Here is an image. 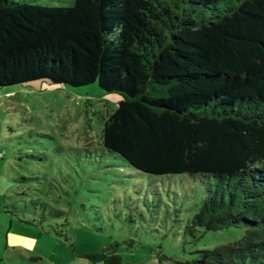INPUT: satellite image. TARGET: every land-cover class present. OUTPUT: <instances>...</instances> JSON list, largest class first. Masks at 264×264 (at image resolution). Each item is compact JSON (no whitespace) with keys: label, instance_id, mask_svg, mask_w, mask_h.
<instances>
[{"label":"trees","instance_id":"obj_1","mask_svg":"<svg viewBox=\"0 0 264 264\" xmlns=\"http://www.w3.org/2000/svg\"><path fill=\"white\" fill-rule=\"evenodd\" d=\"M38 79L117 93L105 149L151 176H192L193 234L245 230L175 264H264V0H0V86ZM85 257L122 263L115 247Z\"/></svg>","mask_w":264,"mask_h":264},{"label":"rangeland","instance_id":"obj_2","mask_svg":"<svg viewBox=\"0 0 264 264\" xmlns=\"http://www.w3.org/2000/svg\"><path fill=\"white\" fill-rule=\"evenodd\" d=\"M97 83L0 86V202L44 218L27 254L40 251L47 264H119L85 257L106 246L121 264H175L239 239L245 230L236 226L188 230L203 197L192 176H151L105 149L102 129L120 96Z\"/></svg>","mask_w":264,"mask_h":264},{"label":"crops","instance_id":"obj_3","mask_svg":"<svg viewBox=\"0 0 264 264\" xmlns=\"http://www.w3.org/2000/svg\"><path fill=\"white\" fill-rule=\"evenodd\" d=\"M2 206L0 202V213H2L0 214V264H47L43 262L42 252L31 251L27 254L32 244L34 249L38 248L39 241L44 236L43 230L37 229L35 232L33 227L39 228L43 225L21 221L18 217L7 215Z\"/></svg>","mask_w":264,"mask_h":264}]
</instances>
